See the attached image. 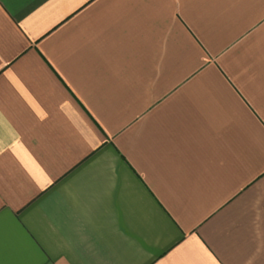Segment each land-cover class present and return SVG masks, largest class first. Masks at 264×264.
<instances>
[{"label":"crops","instance_id":"crops-1","mask_svg":"<svg viewBox=\"0 0 264 264\" xmlns=\"http://www.w3.org/2000/svg\"><path fill=\"white\" fill-rule=\"evenodd\" d=\"M0 264H264V0H0Z\"/></svg>","mask_w":264,"mask_h":264}]
</instances>
